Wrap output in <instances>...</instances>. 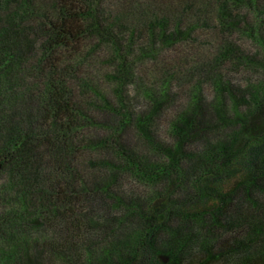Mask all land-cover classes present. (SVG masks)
Wrapping results in <instances>:
<instances>
[{
    "label": "trees",
    "instance_id": "trees-1",
    "mask_svg": "<svg viewBox=\"0 0 264 264\" xmlns=\"http://www.w3.org/2000/svg\"><path fill=\"white\" fill-rule=\"evenodd\" d=\"M0 264H264V0H0Z\"/></svg>",
    "mask_w": 264,
    "mask_h": 264
}]
</instances>
